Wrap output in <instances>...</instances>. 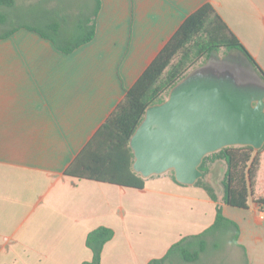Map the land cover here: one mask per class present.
<instances>
[{
	"label": "crops",
	"instance_id": "0c3cea01",
	"mask_svg": "<svg viewBox=\"0 0 264 264\" xmlns=\"http://www.w3.org/2000/svg\"><path fill=\"white\" fill-rule=\"evenodd\" d=\"M205 3L264 70V0H101L93 40L71 53L27 27L0 39L2 260L82 264L93 255L88 233L107 226L115 234L101 264H148L210 228L221 208L239 227L238 243L229 232L199 264H264V210L256 201L264 197V149L247 208L224 201L221 160L213 164L216 198L203 184H182L165 173L145 178L143 188L65 173L127 89Z\"/></svg>",
	"mask_w": 264,
	"mask_h": 264
},
{
	"label": "trees",
	"instance_id": "16d2710c",
	"mask_svg": "<svg viewBox=\"0 0 264 264\" xmlns=\"http://www.w3.org/2000/svg\"><path fill=\"white\" fill-rule=\"evenodd\" d=\"M16 4L17 0H0V39L10 36L20 27H27L51 40L61 51L71 53L95 36L101 0H92L91 4L76 9L73 15L76 19L71 23L55 15L39 17L38 25L11 26L9 9ZM221 49L241 55L264 78V70L224 18L211 3H205L184 20L135 84L127 89L124 99L72 160L65 173L80 179L143 188L145 178L133 169L134 154L130 138L143 120L146 109L163 102L164 93L184 78L197 60L203 57L207 59ZM263 149L264 146L259 150L250 145L228 146L207 155L200 165L204 176L196 183L203 184L216 198L214 185L210 186L202 180L214 163L224 161V201L234 207L247 208L257 180ZM256 201L264 210V197ZM229 232H234L232 243L237 244L238 225L225 217L221 208H218L216 221L210 228L201 234L181 239L165 255L153 258L148 264H199L204 255L221 248ZM114 234L115 231L107 226L90 231L86 245L93 255L91 260L82 264H101L103 248Z\"/></svg>",
	"mask_w": 264,
	"mask_h": 264
},
{
	"label": "water",
	"instance_id": "95a60500",
	"mask_svg": "<svg viewBox=\"0 0 264 264\" xmlns=\"http://www.w3.org/2000/svg\"><path fill=\"white\" fill-rule=\"evenodd\" d=\"M239 145L264 146V78L251 63L215 53L150 105L130 138L134 171L173 170L187 185L204 176L207 155Z\"/></svg>",
	"mask_w": 264,
	"mask_h": 264
},
{
	"label": "rangeland",
	"instance_id": "374dc122",
	"mask_svg": "<svg viewBox=\"0 0 264 264\" xmlns=\"http://www.w3.org/2000/svg\"><path fill=\"white\" fill-rule=\"evenodd\" d=\"M92 0H17V4L14 7L9 9L10 14V24L9 25H18V24H27V25H38L39 17H51L55 15H60L66 21L71 23L76 19L73 16L76 12V9H80L81 7L85 6L86 4H91ZM68 23V24H69ZM217 56L224 58V57H234L237 59H242L247 61L241 55L234 53V52H227L225 49H221L219 52L215 53ZM208 59V58H207ZM204 57L197 60V62L188 70L187 74L193 70L195 67L203 64L206 62ZM248 62V61H247ZM170 90L164 93L165 100L168 98ZM220 161L216 162L215 165H218ZM217 167V166H216ZM211 166V170L207 173L203 183H207L210 186H213V182L215 176L219 174V171ZM165 174L174 176V171L169 170L165 172ZM201 184V183H197ZM12 207V206H8ZM16 251L20 252V249H15ZM208 256V254H206ZM205 256V257H206ZM3 257H0V264H5V260L7 264H19V262H13V260L5 259L2 260Z\"/></svg>",
	"mask_w": 264,
	"mask_h": 264
}]
</instances>
